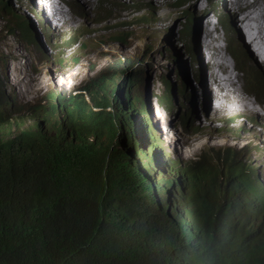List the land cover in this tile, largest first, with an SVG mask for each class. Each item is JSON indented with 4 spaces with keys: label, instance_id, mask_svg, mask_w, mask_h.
I'll list each match as a JSON object with an SVG mask.
<instances>
[{
    "label": "clouds",
    "instance_id": "9594fccd",
    "mask_svg": "<svg viewBox=\"0 0 264 264\" xmlns=\"http://www.w3.org/2000/svg\"><path fill=\"white\" fill-rule=\"evenodd\" d=\"M15 1L0 0V158L30 149L46 153L38 160L36 175L57 169V178H45L47 189L54 193L57 186V195L73 199L82 209L80 217L86 212L96 215L101 206L123 211L104 242L107 251L91 264H106L109 251L122 255L113 257L126 264H264V140L256 137L240 145L238 132L258 135L264 130V94L249 81L250 89L243 93L249 110L238 107L236 116L217 118L208 95L203 113L187 107L183 114L190 118L180 119L176 87L161 73L158 79L148 74L153 65L140 66L141 56L133 59L132 42L142 46L145 40L139 28L149 30L143 8L130 5L137 11L127 22L110 23L98 16L86 25L76 21L84 15L67 0H59L64 10L24 0L27 11ZM156 3L175 9L184 0ZM218 8L225 15L223 7ZM39 10L55 25L75 26L66 31L59 27L56 36L61 41L54 51L45 40ZM231 20L229 16L225 24L230 26ZM184 27V33L190 32L186 20ZM32 29L42 44L34 42ZM232 32V41L241 43ZM106 35L104 52L90 57L88 42ZM166 57L175 67L179 62L181 77L186 72L182 55ZM71 74L79 78L74 81ZM183 83L191 87L186 73ZM165 92L172 96L170 107L161 101ZM186 97L189 102L193 94ZM102 106L106 112L101 118L97 110ZM157 109L175 118L169 122L164 117L160 124ZM200 145L207 151L196 153ZM190 153L193 166L186 164ZM188 166L195 184L189 183ZM187 190L201 193V199L188 200ZM212 191L218 195L207 202Z\"/></svg>",
    "mask_w": 264,
    "mask_h": 264
},
{
    "label": "rangeland",
    "instance_id": "374dc122",
    "mask_svg": "<svg viewBox=\"0 0 264 264\" xmlns=\"http://www.w3.org/2000/svg\"><path fill=\"white\" fill-rule=\"evenodd\" d=\"M39 1L43 6L48 3L51 9H53L55 4H57V6H59L61 9L64 10L59 0H39ZM67 1L74 4L76 6L75 9L80 11L84 15V16H80L81 19H76V21L78 23H81L83 21L84 24L86 25H91V23L94 22V19L97 18L98 16H106L107 19L106 22H110V23H113L116 20L120 22H127L129 21V19L134 17L137 11L136 9H134L133 6L130 7V5H134L136 7H140L144 9L143 11L144 15L150 19V22L148 23L149 30L145 29L143 26L139 28V31L142 34L141 36L142 38H145V40L143 41L142 46H140V44H136L135 42H132L131 50L132 52H135L133 53L135 54V57L133 56V59L141 56L142 59L141 62L139 63L140 66L146 69L147 66L146 64H148L147 66L148 68L150 66L152 67L153 65L152 69L148 70V74L150 75L154 74L155 78L158 79L159 78L158 76L161 73L163 74V77L166 78L167 81H169V84H172V87L174 88L176 87L177 89L176 104L178 106V111L182 112V116H180V119L190 118V116L183 114L187 107H191L193 113L196 112L203 113L207 109L206 104L208 101V95H211L217 103L218 97L221 94V90H219L217 86L215 87L213 83H209V80L211 81V76L212 79L216 75L221 76L223 79L226 78V75L229 73H231L232 76L234 73L236 74V76L235 77L233 76L231 80L232 83L231 85H228L227 87V85L224 83L228 89L227 99H225V102L223 103L220 109L222 111H220L219 113L217 111V113L214 114L215 116L218 117L226 116L228 114V109L236 107L239 101L241 99H244L243 97L244 91L245 90L248 91L250 89V87H248L249 81L250 84L253 83V87H251L252 89H256L261 94H264V63L261 62L260 57L258 56L253 57L250 55L251 52H249L248 50L249 45H247L246 48H240V47H244L243 44L240 42L235 43L234 41H232V37L229 33V28H230L231 31L233 30V32H236L237 35L239 36V29H235V28L233 29V22L235 23V25H237V20H236L237 16L246 15V17H249L250 13L256 9L253 13V16L255 17V21L256 19L258 20L257 26L260 30V34H257L256 22H251L249 24V27L245 31L248 34V38L254 42L252 43L253 45L252 52L258 51L263 54L264 53V41H263L264 40V0H250L249 2L251 3L250 6L251 8H244V9L242 8L239 9L238 5L231 6L230 4L228 5L230 9H228L227 0H210V1L184 0V4L182 6L180 5V8H175V9H172L168 6L164 7V5L166 4L161 5L155 3L154 5L148 2H142L141 0H102V2L100 3L93 2V0L91 1L88 0L87 2L89 4L83 3L82 0H80L85 5V7L88 8L87 14L85 13V9L83 8V5L79 2V0H67ZM138 1L141 3H146L145 6L144 7L141 6ZM156 1H160V0H156ZM172 1L174 2L175 0ZM14 5L18 6L22 11L29 10V8L26 7L25 5L24 0H17L14 2ZM149 5H151L152 7ZM219 5L223 7V11H226L225 15L224 13L219 12L220 10L218 8ZM42 12L43 11H40L41 16L43 18V23H45L44 27L47 32V36H45V40L49 43V45L50 44L52 45V50L54 51L61 41V39H59V37L56 36L59 27H61V29H65L66 31L69 28H75V26H70L71 24L69 23L66 24L65 22L62 23L59 22L55 25L51 22L49 16L43 14ZM64 12L66 13V11ZM1 15L2 14L0 12V16ZM163 15L166 16L164 20L162 19ZM229 16H232V20H231L232 23L228 21V23H230V26L229 24L227 26L224 20L229 18ZM207 17H210V20L214 26L215 32H213L211 27L210 30L217 38L216 44L218 46L216 51L213 52V54L211 55L202 44V37L204 31V27L202 24H203V20H205ZM187 18L189 21H187ZM157 20L162 21V23L156 22ZM185 20H186V24H188V28L190 32L185 31L184 33ZM240 29L243 28L241 27ZM233 32L232 35H234ZM106 37L107 35L104 37V40L97 39L94 40L93 42H88V46H89L88 50L90 53V57L96 59L101 53L104 52L105 45L107 44ZM154 38H158V39L155 41ZM238 39L240 40V37ZM134 45L139 46L137 47L138 48L137 50L133 48ZM231 49L233 50L231 52L235 51L234 52L235 55L237 53L236 60L230 57ZM238 50H240L246 57H243L240 53H238ZM173 52L176 54L180 53L186 62L185 64L186 72H184L183 70L181 77L179 75V62L178 65L175 67V64H173L172 61L168 62L166 57V55H172ZM220 54L223 55L226 60H228L229 62L228 65L226 64V62L225 63L219 62V64L221 63V65L219 66L214 65L213 61ZM205 56L208 57L207 61L211 62L212 66L210 69L206 66ZM13 73H15L16 75L14 69H13ZM184 73H186L187 78L191 82L190 88H186L184 86L183 83ZM71 78L74 81H76L79 78V76L71 74ZM17 85L20 87L21 86L20 82H18ZM216 89H218V91ZM188 94H193V97L192 99H189V102H188V97H186L188 96ZM165 95L166 97H164ZM236 98L239 99V101H237ZM171 100H172V96L168 92H165V94L161 97V101L162 102L164 101L163 105L165 107H170ZM132 111H136V110L132 109ZM212 111L216 112L213 109ZM97 112H100V109H98ZM157 112L160 114L159 116L160 124H161V119H163L164 117L166 118V121L168 120L169 122H172L173 118H175L159 109H157ZM209 117H214V116L209 115ZM236 128L239 127L237 126ZM238 132L242 138V142L240 143V145L248 142L252 143L254 142L256 137L264 140V130L258 131L259 132L258 135H255L250 130H242ZM179 138L180 137H178V139ZM191 148H194V146L188 147V149ZM198 151L206 152L207 147L200 145L196 149V153ZM186 152L187 151H185V153ZM186 161H187L186 164H188L189 162L192 166L193 164H195L194 158H192L191 153L188 155L186 154ZM187 170H189V172L191 173L189 176L190 177L189 183L195 184L196 183L195 176L190 171V167L187 168Z\"/></svg>",
    "mask_w": 264,
    "mask_h": 264
},
{
    "label": "trees",
    "instance_id": "16d2710c",
    "mask_svg": "<svg viewBox=\"0 0 264 264\" xmlns=\"http://www.w3.org/2000/svg\"><path fill=\"white\" fill-rule=\"evenodd\" d=\"M45 157L46 153L30 149L0 158V264H91L107 251L104 242L123 211L101 206L96 215L86 212L80 217L82 209L73 199L57 195V186L54 193L47 189L45 178H57V169L48 168L40 178L36 175L38 160ZM190 191L188 200L201 199V193ZM217 195L212 191L206 201ZM106 254V264H126L113 257L122 255Z\"/></svg>",
    "mask_w": 264,
    "mask_h": 264
},
{
    "label": "bare ground",
    "instance_id": "6f19581e",
    "mask_svg": "<svg viewBox=\"0 0 264 264\" xmlns=\"http://www.w3.org/2000/svg\"><path fill=\"white\" fill-rule=\"evenodd\" d=\"M88 0H82V2L83 3H86V4H89L88 2H87ZM89 1H91V0H89ZM142 2H148V3H151V4H155L156 3V1L155 0H141ZM204 1V0H203ZM250 0H227V2L231 5V6H235V5H238L239 6V9H244V8H251L250 6H251V3L249 2ZM48 4V3H47ZM51 4V3H50ZM50 6V5H49ZM256 10V9H255ZM255 10H253L251 13H250V16L249 17H246V15H244V16H241V15H239V16H237V18H236V20H237V25H235V23L233 22V27L235 28V29H239V36H238V38L240 37V41H241V43L243 44V46L244 47H240V45H239V47L240 48H246V46L247 45H249V48H248V50H249V52H251V56H258V57H260L261 58V62L262 63H264V53L262 54V53H260V52H258V51H254V52H252V43H254L253 41H251L249 38H248V34L246 33V29L249 27V24L251 23V22H256V30H257V34H260V30H259V28H258V26H257V22H258V20L256 19V21H255V17L253 16V13H254V11ZM259 15V14H258ZM162 23V22H161ZM203 27H204V31H203V37H202V44H203V46L207 49V51L209 52V54L211 55V54H213V52H215L216 51V49H217V38L214 36V34H213V32H215V29H214V26H213V24H212V22H211V20H210V17H207L205 20H203ZM210 27L212 28V30H213V32L210 30ZM240 27H242L243 29H240ZM0 28H2V26L0 25ZM3 29V28H2ZM225 29H227V28H225ZM229 30H230V28H229ZM32 31H34V32H32V38H37V36L35 35V34H33V33H35V30L34 29H32ZM248 33H249V30H248ZM246 34V35H245ZM230 36V35H229ZM234 36V35H233ZM259 37V36H258ZM9 38H11V36H9ZM249 39V40H248ZM256 40V39H255ZM264 41V40H263ZM35 43H41V41L37 38L36 39V41H34ZM42 44V43H41ZM41 48H43V45H41ZM235 50V49H234ZM235 52V51H234ZM238 53H240L243 57H246V56H244V54L240 51V50H238ZM246 54V53H245ZM236 55H237V53H236ZM236 55H235V57H236ZM42 57H41V55H40V59H41ZM205 60H206V66L210 69L211 68V62H208L207 61V59H208V57L207 56H205ZM214 65H216V66H219V65H221V63L219 64V62H222V63H225L226 62V64L228 65L229 64V62H228V60H226L225 58H224V56L223 55H219L214 61ZM258 62V61H257ZM260 62V61H259ZM34 63V62H33ZM37 63V66H38V62H36ZM42 70L44 71L45 70V65H43V67H42ZM42 72V71H41ZM234 72V71H233ZM235 74V73H234ZM233 74V76L235 77L236 76V74L234 75ZM213 75H215V74H213ZM233 76L231 75V73H229V74H227L226 75V78H223L222 79V77L221 76H218V75H216L213 79H212V76H211V81L209 80V83H213L214 85H215V87L217 86V88L219 89V90H221V94H220V96L218 97V101H217V103H216V101L213 99V97L211 96V104H210V107L214 110V111H222V110H220L221 109V107H222V105H223V103L225 102V99H227V94H228V89H227V87H228V85H231L232 83H231V80H232V78H233ZM104 78H107L106 76L104 77ZM229 82V83H228ZM227 85V87H226V85ZM228 83V84H227ZM18 86V85H17ZM221 86V87H220ZM218 89H216L217 91H218ZM208 90V89H207ZM209 93H211V92H209ZM165 94V93H164ZM169 95V94H168ZM239 96H240V94H239ZM164 97H166V95L164 96ZM170 97V96H169ZM168 97V98H169ZM192 98V97H191ZM209 98V97H208ZM238 98V97H237ZM236 98V100L237 101H239V99H237ZM243 98V97H242ZM170 99V98H169ZM167 100V99H166ZM164 102V101H163ZM162 102V103H163ZM167 103V102H166ZM169 104V103H168ZM248 105H250V104H247L246 103V99H241L240 101H239V103H238V105L236 106V107H234V108H231V109H228V114L227 115H231V116H236L237 115V112H234V111H231V110H235V109H237L238 107L241 109V110H243V111H245V110H249L248 108H247V106ZM185 107V106H184ZM183 107V108H184ZM200 107V106H199ZM257 108V107H256ZM100 109V112H98L99 113V115H100V113L103 111L104 113L106 112V108L105 107H100L99 108ZM223 110H226V109H223ZM226 115V116H227ZM217 118H219V117H217ZM129 129L131 130V131H134V128H133V125H131L130 127H129ZM16 130H18V133L20 134V133H23V129L21 128V126H20V129H16ZM183 131H184V129H181V133H183ZM16 132V131H15ZM19 138L21 139V140H29L30 139V135H29V133H28V136H27V138H29V139H24V137H20L19 136ZM31 138H33L34 139V135H32V137ZM30 140H32V139H30ZM175 140L177 141L178 140V137H176L175 138ZM31 142H34V141H31ZM244 153V152H243ZM245 153H246V150H245ZM243 158H245V157H243ZM196 178V177H195ZM196 180V179H195ZM187 192H191L190 190H187ZM224 192H228V190L227 189H224ZM229 206H231V204H228ZM225 211H226V213H228V209H225ZM103 215V214H102ZM104 217V216H103ZM230 220H232V219H229V220H227L226 222H219V224H223V225H226V224H228V222L230 221ZM237 259V261H238V257L236 258Z\"/></svg>",
    "mask_w": 264,
    "mask_h": 264
}]
</instances>
